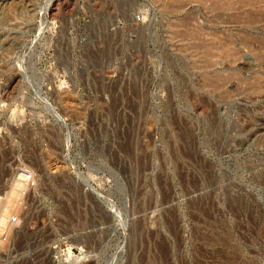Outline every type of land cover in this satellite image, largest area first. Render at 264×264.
Instances as JSON below:
<instances>
[{"label": "rangeland", "instance_id": "374dc122", "mask_svg": "<svg viewBox=\"0 0 264 264\" xmlns=\"http://www.w3.org/2000/svg\"><path fill=\"white\" fill-rule=\"evenodd\" d=\"M11 2L0 264H264V0Z\"/></svg>", "mask_w": 264, "mask_h": 264}, {"label": "bare ground", "instance_id": "6f19581e", "mask_svg": "<svg viewBox=\"0 0 264 264\" xmlns=\"http://www.w3.org/2000/svg\"><path fill=\"white\" fill-rule=\"evenodd\" d=\"M13 1V0H12ZM15 1H16V3H15ZM21 1V0H20ZM23 1V0H22ZM11 3H15V4H17L18 5V0H14V2H11ZM262 12V11H261ZM260 15V14H259ZM256 16V15H255ZM253 18V17H252ZM263 19V18H262ZM255 21V20H254ZM253 21V22H254ZM13 198H14V195H13V193H12V196H11V198H9V202H11V200H13ZM11 204V203H10ZM9 204V205H10ZM9 207V206H8ZM8 207H6L5 209V211L3 212V215H1V216H5L6 218H7V216L8 215H10L12 212V208H11V206L8 208ZM3 211V210H2ZM72 249L71 248H69L68 250H66V251H64V254H63V259H64V261L67 263V261H69V263L70 264H77L79 261L76 259H72ZM69 263H67V264H69Z\"/></svg>", "mask_w": 264, "mask_h": 264}]
</instances>
